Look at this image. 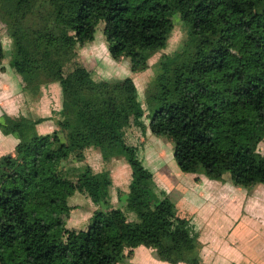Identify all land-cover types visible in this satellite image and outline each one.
Listing matches in <instances>:
<instances>
[{
  "label": "trees",
  "instance_id": "1",
  "mask_svg": "<svg viewBox=\"0 0 264 264\" xmlns=\"http://www.w3.org/2000/svg\"><path fill=\"white\" fill-rule=\"evenodd\" d=\"M176 15L185 36L162 56L145 101L132 76L102 77L81 60L100 30L112 58L144 70L167 48ZM0 18L23 90L37 99L58 83L64 115L91 138L86 145L63 136L70 121L40 133L47 117H0L4 133L18 139L0 156V264H119L141 245L163 261L200 264L191 219L177 214L144 164V142L128 136L149 127L173 139L184 172L217 181L229 173L243 188L264 184V0H0ZM4 60L0 40V79ZM90 146L105 149V159L126 157L124 206L111 204L108 172L84 163ZM76 193L96 206L80 228L68 222Z\"/></svg>",
  "mask_w": 264,
  "mask_h": 264
},
{
  "label": "rangeland",
  "instance_id": "2",
  "mask_svg": "<svg viewBox=\"0 0 264 264\" xmlns=\"http://www.w3.org/2000/svg\"><path fill=\"white\" fill-rule=\"evenodd\" d=\"M175 20L176 27L167 48L153 53L148 68L144 70L141 69L140 65L133 64L127 57H122L119 60L112 58L108 53L105 37L100 30L96 33L94 42L87 43L81 48V60L102 77L132 76L137 83L141 99L145 101L147 85L154 77L162 56L172 54L177 50L185 36L180 16L176 15ZM0 40L5 47L3 72L5 71V77L10 81V83H6L4 79L3 82H0V117L3 116L1 119H5L6 114L12 117H47V120L37 125L40 133L60 130L61 122L70 121L72 122L71 129L63 127V136L73 140L79 139L87 145L91 138L82 130L76 117L70 114H67V116L63 113L66 106L60 86H43L41 95L37 99L30 92L23 90L20 79L10 61L11 51L14 50L13 38L8 34V27L1 18ZM128 138L134 144L144 142L141 148L144 164L153 171L158 185L167 190L176 204V212L180 217L197 218L198 224L200 222L206 224L207 220H210L209 224L222 223L224 231L233 229L236 225L238 227L242 223L251 225L254 235L251 236L250 232H246L248 237L235 238L237 244L234 249L239 253L237 254L238 259L241 260L238 264H264V249L262 246L264 232L257 233L264 225V201L261 199V192L257 189L254 190L256 187L263 190L264 184L248 189L242 187V190H238L237 186L229 180V173L227 174L228 180L223 182L210 179L203 172H184L177 163L173 139L168 136H156L149 127L146 128L145 132L133 127ZM17 143L18 139L14 134H5L2 127L0 128V156L1 153L7 154L14 151ZM260 149L264 152V142L261 143ZM104 154L105 149L87 147L84 163H89L98 172H108L113 181L111 204L122 207L126 204L130 191L131 167L123 155L105 159ZM251 193L255 194V198H250V200L255 204L254 213L257 214V217L250 218L239 209L244 215L238 223V220H240V217L238 220L236 219L238 217L236 214L238 207H230L226 199L233 197L235 194L244 195L245 199ZM71 201L77 208L68 220L69 225L77 228L85 226L96 206L90 199L80 193H76ZM132 215L135 214L132 213ZM221 216H223V220H221ZM191 225L194 232L198 233L194 223ZM229 258L235 259L234 254L230 255Z\"/></svg>",
  "mask_w": 264,
  "mask_h": 264
},
{
  "label": "crops",
  "instance_id": "3",
  "mask_svg": "<svg viewBox=\"0 0 264 264\" xmlns=\"http://www.w3.org/2000/svg\"><path fill=\"white\" fill-rule=\"evenodd\" d=\"M4 79L6 80V83H10L8 78L5 77V71L4 72L2 71L0 82H3ZM55 85L59 86L58 83H52L49 84L48 87H52ZM3 154L1 153V156ZM241 188L242 187L237 186L238 190H242ZM256 189L261 192L260 193L261 199L262 201H264V189L262 190L256 187L254 190L256 191ZM251 194L247 195V198L245 199H244V195L241 196V194H235L233 197L226 199L228 201V204H230V207L232 206L238 207L237 210L235 209L236 214L238 216L236 219L238 220V218L240 217L238 223L241 221L244 215V213H241L240 210H242V212H245L250 218H255V216L257 215V214L255 215L254 213L255 204L254 202H252V200H250V198H255V194H252V197ZM191 220L192 223H194L195 228L199 235V241H200L199 254L202 261L200 264H233L234 262H236L235 264H238L241 260L238 259L237 254L239 253L234 249L235 245L237 244L235 238L248 237L249 232L251 236L254 235V230H252L253 227L251 225L244 223H242L238 227L236 225L233 229L224 231L222 223L209 224L210 220H207L206 224H203L202 222L198 224L197 218L194 219L191 218ZM221 220H223V216H221ZM258 232H264V225H262V228L259 231H257V233ZM263 239H264V234H263ZM262 246L264 249V240L262 242ZM232 254H234L235 259L229 258V256ZM119 264H174V263L160 260L156 255L155 249L141 245L134 249V252L131 256H129ZM175 264H190V263L179 262Z\"/></svg>",
  "mask_w": 264,
  "mask_h": 264
}]
</instances>
